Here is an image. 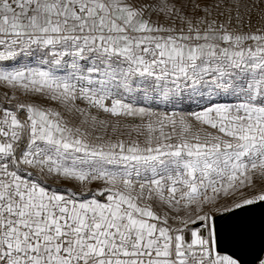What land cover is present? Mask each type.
I'll return each instance as SVG.
<instances>
[{
  "label": "snow or ice",
  "instance_id": "6c2138e0",
  "mask_svg": "<svg viewBox=\"0 0 264 264\" xmlns=\"http://www.w3.org/2000/svg\"><path fill=\"white\" fill-rule=\"evenodd\" d=\"M0 264H264V0H0Z\"/></svg>",
  "mask_w": 264,
  "mask_h": 264
},
{
  "label": "water",
  "instance_id": "95a60500",
  "mask_svg": "<svg viewBox=\"0 0 264 264\" xmlns=\"http://www.w3.org/2000/svg\"><path fill=\"white\" fill-rule=\"evenodd\" d=\"M259 217L260 213L257 212L255 214H250V216L239 217L235 221H230L225 226L228 227L229 225L240 224L245 221L251 220L252 227H253V244L249 247L245 248H236L232 244H226L225 247L229 249V251H238L241 256H243L245 261L251 262L254 257V252L258 248L260 243V225H259ZM220 223H224L221 221Z\"/></svg>",
  "mask_w": 264,
  "mask_h": 264
},
{
  "label": "rangeland",
  "instance_id": "374dc122",
  "mask_svg": "<svg viewBox=\"0 0 264 264\" xmlns=\"http://www.w3.org/2000/svg\"><path fill=\"white\" fill-rule=\"evenodd\" d=\"M191 110H199L196 105H186L184 106V111H191ZM101 118H104V116H101ZM64 187H69L68 185H64Z\"/></svg>",
  "mask_w": 264,
  "mask_h": 264
},
{
  "label": "crops",
  "instance_id": "0c3cea01",
  "mask_svg": "<svg viewBox=\"0 0 264 264\" xmlns=\"http://www.w3.org/2000/svg\"><path fill=\"white\" fill-rule=\"evenodd\" d=\"M52 106H54V105H52ZM66 185H68L69 187H72V185H71V184H66Z\"/></svg>",
  "mask_w": 264,
  "mask_h": 264
}]
</instances>
